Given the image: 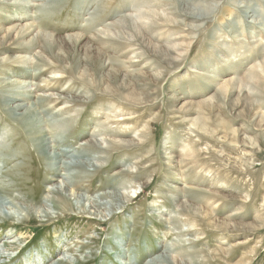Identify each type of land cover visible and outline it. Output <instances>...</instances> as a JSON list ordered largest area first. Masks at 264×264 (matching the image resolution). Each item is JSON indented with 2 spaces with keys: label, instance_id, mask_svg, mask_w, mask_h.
<instances>
[{
  "label": "rangeland",
  "instance_id": "rangeland-1",
  "mask_svg": "<svg viewBox=\"0 0 264 264\" xmlns=\"http://www.w3.org/2000/svg\"><path fill=\"white\" fill-rule=\"evenodd\" d=\"M186 1L0 0V200L22 215H0V264H119L116 238L138 264L170 244V264H264V97H241L264 90V0ZM61 147L101 159L55 195ZM111 190L97 217L72 204Z\"/></svg>",
  "mask_w": 264,
  "mask_h": 264
},
{
  "label": "bare ground",
  "instance_id": "bare-ground-1",
  "mask_svg": "<svg viewBox=\"0 0 264 264\" xmlns=\"http://www.w3.org/2000/svg\"><path fill=\"white\" fill-rule=\"evenodd\" d=\"M182 1V0H181ZM185 2L186 3H189V2H187L186 0H185ZM181 3V2H180ZM184 4V3H183ZM197 4V3H196ZM199 4V3H198ZM124 5V4H123ZM182 6V5H181ZM180 6V7H181ZM189 6V5H188ZM196 7H197V5H195ZM203 6V5H202ZM126 7V6H125ZM187 7V6H186ZM184 8V7H183ZM207 8V7H206ZM189 9H190V7H189ZM192 9H190V10H188V9H181L179 12H180V14L183 16V17H185V18H192V19H194V20H198V19H200L201 17L199 16V13H197V12H195V11H191ZM204 10V9H203ZM202 10V11H203ZM208 10H209V8H208ZM207 9H206V13H207V11H208ZM176 11V10H175ZM201 11V10H200ZM205 15V14H204ZM123 27V26H122ZM199 27H200V25H196V28H195V30H197L198 31V29H199ZM191 28H194V27H191ZM126 29V28H125ZM81 36V35H80ZM156 52V51H155ZM36 57V56H35ZM37 57H39V56H37ZM55 59V58H54ZM263 67H264V65H263ZM263 67H262V69H263ZM61 68V67H60ZM62 69V68H61ZM264 70V69H263ZM37 71V70H36ZM41 73H42V71H41ZM251 75H252V78H253V80L255 81V84H256V86H260L262 83H264V76H262L260 73H258V71H256L255 69L251 72ZM33 76H36L34 73H33ZM38 76V75H37ZM61 77V76H60ZM2 80V79H1ZM17 80V79H16ZM54 80V79H53ZM13 81V80H12ZM232 81V80H231ZM29 82V81H28ZM4 83V82H3ZM23 83V85L24 84H26L27 83V81H16V85H20V84H22ZM31 83V82H30ZM2 84V83H1ZM13 84V83H12ZM11 84V85H12ZM39 84V83H38ZM37 84V85H38ZM15 85V86H16ZM2 86V85H1ZM9 86V85H8ZM67 86V85H66ZM69 86V85H68ZM12 87H13V85H12ZM12 87H11V90H12ZM20 87V86H19ZM21 88V87H20ZM39 88V87H38ZM223 88V87H222ZM14 90L15 89H18V88H13ZM60 90V92H59V94H57V98L58 99H65V102H73V101H77L78 99L76 98V97H69V96H66L65 94H64V91H69V88H63V89H59ZM226 90V89H225ZM20 91V90H19ZM240 91H242V89L240 88L239 89V92ZM258 91V90H257ZM24 94V93H23ZM26 95V94H25ZM24 95V96H25ZM28 95V97L30 96V93H28L27 94ZM76 96V95H75ZM90 96V95H89ZM88 96V97H89ZM243 96V97H242ZM84 97V96H83ZM93 97V96H92ZM241 97H242V99H245L246 97H248L249 99H250V97H257V98H259V99H261V98H263L264 97V90H260V91H258V93L254 96V95H252L250 92H247V95H242L241 94ZM11 98V97H10ZM15 98V97H14ZM50 98V97H49ZM90 98V97H89ZM248 98H246V99H248ZM38 99H41V98H38ZM36 100V101H34V104L33 105H30V106H33V108L32 109H35L36 110V108H40V106H38L39 105V103L42 101V100ZM45 99V98H44ZM43 99V100H44ZM46 99H47V97H46ZM83 99V98H82ZM85 99V98H84ZM116 99V98H115ZM11 100H13V97L11 98ZM11 100H9V101H11ZM26 100V99H25ZM81 100V99H80ZM240 101H242L241 99H240ZM252 101V100H251ZM16 102V101H15ZM37 104H36V103ZM44 102V101H43ZM85 102V101H84ZM138 102V101H137ZM201 102V101H200ZM199 102V103H200ZM197 103V102H196ZM202 103V102H201ZM27 104V103H26ZM67 104V103H66ZM123 104V103H122ZM259 104V103H258ZM38 107H37V106ZM41 105V104H40ZM43 105V104H42ZM44 106V105H43ZM65 107H67V106H65ZM44 108V107H43ZM68 109V108H67ZM66 109V110H67ZM251 109V108H250ZM49 110V109H48ZM29 111V110H28ZM43 111L44 110H40V111H34L35 112V114L38 116V114L40 115L41 113H43ZM25 112H27V109H26V105H24V103H21V102H16L15 104L13 103V105H12V107H10V109H9V113H10V115L12 116V119L13 120H19L20 122H22L25 126H30V125H33V123H35V120H37V119H33V118H31V117H26V116H24L25 115ZM58 112H59V110H58ZM250 112V111H249ZM27 113H30V112H27ZM30 114H33V113H30ZM35 114H34V116H35ZM54 114V113H53ZM43 115V114H42ZM55 115V114H54ZM253 115V114H252ZM33 116V115H32ZM33 116V117H34ZM51 116V115H50ZM40 117H42L41 115H40ZM258 117V122H264V113H259L257 116H256V118ZM255 120V119H254ZM19 122V123H20ZM37 122H39V121H37ZM257 122V121H256ZM259 124V123H258ZM205 126V125H204ZM27 130H28V128H27ZM29 131H30V134L32 135L34 132L31 130V129H29ZM207 132V131H206ZM48 133V132H47ZM53 138V137H52ZM57 139V138H56ZM68 141V140H67ZM92 141V140H91ZM51 143V140H50V137H42L41 138V146H42V149L43 150H45L47 147H48V145ZM86 143H87V141H86ZM52 144V143H51ZM67 144V143H66ZM106 144V143H105ZM122 144V143H121ZM89 145H92L90 142H89ZM94 145L96 146V148H91L94 152H96V153H99L101 150H99V148H100V145H98V144H93L92 146L94 147ZM68 146V145H67ZM49 147H50V145H49ZM63 147V146H62ZM62 147L59 149V151H57V152H52L51 153V155H50V157H51V159L53 160V163H54V165L56 166L55 167V169H53V167H52V169L54 170V171H58V170H60V171H65V172H61L60 173V171H59V173L58 174H60L61 175V177H62V182L61 183H56V184H52V191H53V194H55V195H58V194H62L63 192H67V190L69 189V191H70V188L72 189V184H74L76 181L75 180H77L79 177H83V176H85V174L86 173H88L89 171H92V169L94 170L95 168H96V164H95V162H93V161H99V159H101L99 156H96V157H92V156H90L89 154H85V153H82V152H78V153H75V152H73L71 149L70 150H65L64 148L62 149ZM51 149V148H50ZM48 150V149H47ZM86 150V149H85ZM103 150V149H102ZM108 150V149H107ZM110 150V149H109ZM89 151H90V149H89ZM87 152H88V150H87ZM61 157V158H60ZM101 157H103V156H101ZM63 158H65V159H67V160H63ZM85 159L86 161L85 162H82L81 160L79 161V159ZM103 158H106V157H103ZM102 158V159H103ZM50 159V160H51ZM190 159V158H189ZM49 160V161H50ZM103 160H105V159H103ZM100 162H102V161H100ZM103 163V162H102ZM74 169H77L78 171L77 172H74L73 170ZM97 169V168H96ZM220 170V169H219ZM218 170V171H219ZM212 171V170H211ZM10 173V172H9ZM80 175V176H79ZM51 176V175H50ZM55 176V175H54ZM88 176V175H87ZM224 176V175H223ZM23 178V177H22ZM49 178V177H48ZM50 179V178H49ZM78 181V180H77ZM80 181V180H79ZM83 181V180H82ZM81 182V181H80ZM8 184V183H7ZM134 185H136V184H134ZM110 186V185H109ZM113 186V185H112ZM111 186V187H112ZM138 186V185H137ZM140 186H143V185H140ZM106 187V186H105ZM112 191V190H111ZM105 192V193H103V194H98V195H94V196H88V195H83V194H78V193H75V191H71V195L73 196V197H71V200H73L72 201V204L73 205H75L76 206V208L77 209H79L80 210V208L81 207H84L85 208V210L86 211H90L91 213L93 212L94 214H96L95 216L97 217V215L98 214H100V215H102L103 213L102 212H104V210L105 211H107V210H109V209H111V207H113V205L115 204H118V203H121L122 204V202H124L125 201V199L127 198V195H125L123 192L122 193H118L117 191L115 192V191H112V192ZM55 195H54V197H55ZM129 196V195H128ZM244 198H246V197H244ZM102 199H104V200H102ZM61 200H63V198L61 199ZM2 202H5L4 200H0V215H11V216H16V218L17 219H19L20 220V218H22L21 216V212H17L16 211V213H17V215L16 214H14L13 212H9V210H8V212H5L4 211V209H3V207H2ZM84 202H86V203H84ZM124 204V203H123ZM121 206V205H120ZM27 208V207H26ZM51 209L52 210H54V208L50 205V204H48V203H45L44 202V204H42L40 207H37L36 208V213H37V215L38 216H41V217H44L46 214H49V215H52L53 214V211H51ZM92 210V211H91ZM86 214H88V212L86 213ZM21 215V216H20ZM93 215V214H92ZM196 215V214H195ZM191 216H193V215H191ZM12 230V229H11ZM5 236V235H4ZM121 237V236H120ZM12 238V237H11ZM114 238V237H113ZM16 239H17V237H16ZM63 239V238H62ZM200 238H196V239H189V240H191V242H189L188 244L189 245H192V243L194 242V241H197V240H199ZM7 240V239H6ZM9 240V239H8ZM114 244H115V246L117 247V248H119V249H117L116 251H117V253L115 254V256L117 257L116 259H115V261H117V262H119V264H138V261H140V259L143 257V256H135V258L134 259H131L129 256V254L127 255V253L126 252H121L120 253V251H121V249H120V246L122 245L121 244V241H120V239H115V241H114ZM1 246V245H0ZM174 246V248H175V244L173 245ZM173 246H171V244L170 245H168V246H166V247H164L163 249H162V251H160L158 254H155V255H153V256H148L149 258H147L144 262H142V264H170V263H173L172 262V258H171V253H172V251H173ZM157 247V246H156ZM9 248V247H8ZM1 249V248H0ZM41 252V251H40ZM152 251H150L149 253H151ZM38 252H36V254H37ZM148 253V254H149ZM114 254V253H113ZM173 254V253H172ZM3 255V251L2 250H0V256H2ZM9 256V255H8ZM112 256H114V255H112ZM127 258H126V257ZM24 257H25V255H24ZM35 257V256H34ZM120 257V258H119ZM19 258H21V257H19ZM28 258V257H27ZM29 259V258H28ZM28 259H22V263L23 262H25V264H30L29 263V261H28ZM55 259V258H54ZM127 259H129V261L127 262ZM37 261H39V256H37ZM35 262V261H31V262H33V264H39V262ZM51 261V260H50ZM49 261V262H50ZM178 262V261H177ZM183 264H196V261H192V260H190V259H187V260H185V261H183L182 262ZM50 264H57L56 262H50ZM141 264V263H140ZM175 264V263H174ZM176 264H181L180 262H178V263H176Z\"/></svg>",
  "mask_w": 264,
  "mask_h": 264
}]
</instances>
